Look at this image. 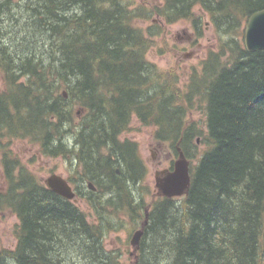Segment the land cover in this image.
<instances>
[{
	"label": "trees",
	"instance_id": "16d2710c",
	"mask_svg": "<svg viewBox=\"0 0 264 264\" xmlns=\"http://www.w3.org/2000/svg\"><path fill=\"white\" fill-rule=\"evenodd\" d=\"M20 1L0 0V212L19 219L17 246L0 249V264H121L104 248L114 227L90 223L48 189L10 149L16 139L68 158L72 172L80 167L69 182L96 210L111 205L147 222L136 264H264V50L243 44L264 0ZM197 6L219 47L182 89L178 75L160 76L146 56L163 24L189 21L202 36ZM194 110L205 125L187 118ZM133 116L156 126L175 157L198 159L186 197L158 199L148 213L133 189L145 163L137 143L121 139Z\"/></svg>",
	"mask_w": 264,
	"mask_h": 264
},
{
	"label": "rangeland",
	"instance_id": "374dc122",
	"mask_svg": "<svg viewBox=\"0 0 264 264\" xmlns=\"http://www.w3.org/2000/svg\"><path fill=\"white\" fill-rule=\"evenodd\" d=\"M16 2L17 0H12ZM21 0L19 3H22ZM141 3V0H135ZM144 3V2H143ZM197 16L202 20V36H198L197 31L189 21H179L175 24L166 26L163 24L164 31L161 36L155 38V42L149 49L146 59L155 67L156 73L160 76L170 77L179 76L180 88H186L190 76L196 70L197 73L202 71V63L208 57L211 51H218L219 39L211 22V18L205 12H202L200 7L194 9ZM154 23L160 20L157 16L153 17ZM161 21V20H160ZM151 22H143L141 27L146 29ZM146 33V31H145ZM148 37L150 35L146 33ZM195 69V70H194ZM166 78H161L162 81H167ZM3 86V79L0 72V88ZM78 110V109H77ZM78 118L83 116L77 112ZM187 118L190 121H198L203 124L204 115L199 110H194ZM77 124L79 120L77 119ZM199 124V125H200ZM205 125V124H203ZM205 128V127H204ZM157 127L143 126L136 117L133 116L130 127L122 136V140H130L137 143L138 155L144 161L146 175L140 185L136 189L137 195L142 199V207L145 213L151 210L152 205L156 200L161 199L156 188L158 171L169 168L171 160H176L171 154L170 144H160L156 139ZM198 140V139H197ZM160 145V146H159ZM10 149L15 156L20 160L21 164L32 172L42 183L50 176L57 174L65 178L68 182L70 179H77L76 172L82 171L80 167L76 168V172L70 170L68 158L64 157H48L42 154L40 147L33 144L28 139H16L12 141ZM198 153H203L206 149L205 144L197 141ZM198 159L192 160L191 164H196ZM5 187V177L1 164L0 156V190ZM105 193L106 189L103 187ZM102 193L103 201L109 198L105 193ZM76 205L86 214L87 219L94 225H99V219L102 218L105 222L106 229L111 226L104 237V248L107 252H115L120 254L121 264H136L141 254V246H146L148 241L142 239V235L136 240L138 232H142L144 223L139 219L133 218L128 212L117 211L112 209L111 205H107L108 209H102L93 204L88 203V199L80 198ZM111 207V208H110ZM113 210V211H112ZM140 210L137 209L135 216L139 217ZM19 219L10 211L0 212V249L14 250L17 246V229ZM140 247V248H139Z\"/></svg>",
	"mask_w": 264,
	"mask_h": 264
},
{
	"label": "water",
	"instance_id": "95a60500",
	"mask_svg": "<svg viewBox=\"0 0 264 264\" xmlns=\"http://www.w3.org/2000/svg\"><path fill=\"white\" fill-rule=\"evenodd\" d=\"M243 41L246 50L255 53L264 50V9L254 13L248 20ZM158 174H164L162 179H157L156 187L167 198L181 197L188 194L191 184L190 161L184 153H180L179 159L175 162L172 172L164 171ZM46 186L54 193L77 202L76 193L68 181L60 175L54 174L47 178ZM90 188L94 187L90 184ZM143 233L140 231L136 235V240Z\"/></svg>",
	"mask_w": 264,
	"mask_h": 264
},
{
	"label": "flooded vegetation",
	"instance_id": "af4514ba",
	"mask_svg": "<svg viewBox=\"0 0 264 264\" xmlns=\"http://www.w3.org/2000/svg\"><path fill=\"white\" fill-rule=\"evenodd\" d=\"M160 144H166V143H163V142H159ZM160 146V145H159ZM171 156H172V153L170 154ZM174 165H175V160L173 161V159L171 160V162H170V166H169V168H165V169H163V170H161V171H158V172H163V171H173V169H174ZM118 173H119V171H117ZM165 175H163V174H161V175H159L158 177H157V179H162L163 177H164ZM156 182H157V180H156ZM90 184L91 183H89L88 184V188L90 189V190H92L93 192H97V187H94V189H91L90 188ZM73 189L76 191V189H75V186H73ZM157 191H158V195H159V197L160 198H166V197H163L162 196V193L157 189ZM166 199H171V200H173V201H176V200H178V198H166Z\"/></svg>",
	"mask_w": 264,
	"mask_h": 264
}]
</instances>
